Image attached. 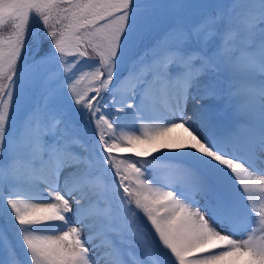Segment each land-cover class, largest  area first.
<instances>
[{
	"label": "snow or ice",
	"instance_id": "1",
	"mask_svg": "<svg viewBox=\"0 0 264 264\" xmlns=\"http://www.w3.org/2000/svg\"><path fill=\"white\" fill-rule=\"evenodd\" d=\"M5 252L264 264V0H0Z\"/></svg>",
	"mask_w": 264,
	"mask_h": 264
},
{
	"label": "rangeland",
	"instance_id": "2",
	"mask_svg": "<svg viewBox=\"0 0 264 264\" xmlns=\"http://www.w3.org/2000/svg\"><path fill=\"white\" fill-rule=\"evenodd\" d=\"M150 114L151 113L149 112L148 115H150ZM176 122H178V120ZM127 123L130 126L135 125V129H136L135 134H139V132H137V131H139V124H141V123H149V124H151V123H154V121L148 120V119H145L143 121H133L131 118H129ZM156 123H158V121H156ZM163 152H165V150L154 152L150 156H153V157L161 156ZM120 155L125 156V157H129V158H131L133 160L139 159L133 153H124V154H120ZM146 159L151 160V159H149V156ZM178 166H179V162L178 161H172V160L156 161L155 165L151 168L150 173H151V176L155 175V174H157L159 176L157 178L155 176H152L153 181L154 182L159 181L158 178L161 177L162 180H163V181H161L162 182V187H164L167 184L173 183L174 180H175V176H176L175 169ZM101 170H103V169H101ZM103 171H104V175H105V178H106L107 182L109 184H111L112 181H113V177L111 175V172L108 171V170H103ZM165 190H172V188L165 187ZM24 191H25L26 194H32L30 192V190H28V189H24ZM69 215H71V214H69ZM140 215L143 218V214L141 213ZM144 219H146V218H144ZM145 227L149 231H151L150 224H146ZM150 238L153 239V240H157V242H158V237H156L154 233H153V235ZM0 257H2L3 259L6 260L7 259V253L6 252L5 253H0Z\"/></svg>",
	"mask_w": 264,
	"mask_h": 264
},
{
	"label": "bare ground",
	"instance_id": "3",
	"mask_svg": "<svg viewBox=\"0 0 264 264\" xmlns=\"http://www.w3.org/2000/svg\"><path fill=\"white\" fill-rule=\"evenodd\" d=\"M146 115H148V113H146ZM158 122H159V121H158ZM154 123H156V121H155ZM137 132H139V131H137ZM171 135L179 137V136H181V135L186 136V133H183L182 130H176V132L172 133ZM165 151H167V150H165ZM149 159L152 160V159H153V156H149ZM152 176H155V177L157 178L159 175L155 174V175H152ZM154 186L157 187L156 182L154 183ZM158 187H161L160 182H158ZM235 238L239 239V238H241V237H240V236H237V237H235Z\"/></svg>",
	"mask_w": 264,
	"mask_h": 264
},
{
	"label": "trees",
	"instance_id": "4",
	"mask_svg": "<svg viewBox=\"0 0 264 264\" xmlns=\"http://www.w3.org/2000/svg\"><path fill=\"white\" fill-rule=\"evenodd\" d=\"M4 31V34L6 35L7 34V32H8V29H4L3 30ZM27 59V58H26ZM22 70H24V71H27V69H25V68H22ZM85 85H81V87H84Z\"/></svg>",
	"mask_w": 264,
	"mask_h": 264
}]
</instances>
